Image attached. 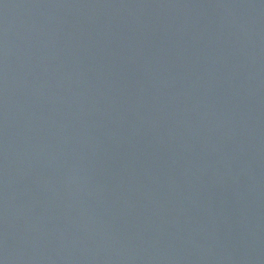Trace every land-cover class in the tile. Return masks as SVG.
I'll return each instance as SVG.
<instances>
[{
  "label": "water",
  "instance_id": "obj_1",
  "mask_svg": "<svg viewBox=\"0 0 264 264\" xmlns=\"http://www.w3.org/2000/svg\"><path fill=\"white\" fill-rule=\"evenodd\" d=\"M0 264H264V0H0Z\"/></svg>",
  "mask_w": 264,
  "mask_h": 264
}]
</instances>
